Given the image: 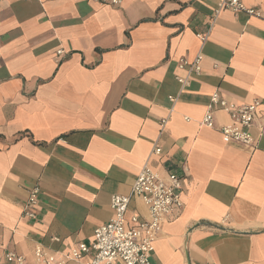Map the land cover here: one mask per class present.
I'll return each mask as SVG.
<instances>
[{
  "label": "crops",
  "instance_id": "crops-1",
  "mask_svg": "<svg viewBox=\"0 0 264 264\" xmlns=\"http://www.w3.org/2000/svg\"><path fill=\"white\" fill-rule=\"evenodd\" d=\"M219 1L0 0L1 252L36 264L38 244L89 242L144 165L165 175L186 162L184 205L162 225L153 264H264V0H242L258 15H215ZM199 52L202 71L181 92L178 62ZM217 89L262 100L255 151L223 141L224 112L201 125ZM35 184L32 220L22 209ZM132 214H148L139 198Z\"/></svg>",
  "mask_w": 264,
  "mask_h": 264
},
{
  "label": "built area",
  "instance_id": "built-area-1",
  "mask_svg": "<svg viewBox=\"0 0 264 264\" xmlns=\"http://www.w3.org/2000/svg\"><path fill=\"white\" fill-rule=\"evenodd\" d=\"M102 5L119 6L122 0H95ZM230 9L234 12L244 11L249 15H258L254 7H248L242 0H220L215 10L218 15L222 10ZM202 44L207 40L208 32L198 34ZM59 50L58 53H61ZM201 52L189 60L181 58L178 68L185 71L177 76L181 92L190 85L194 76L202 71ZM180 95L169 96L174 104ZM263 102L254 99L245 104H238L227 99L220 90L209 96L207 110L201 119V125L216 128V114L221 111L228 115L229 122L218 126L223 141L228 144H238L250 151L258 147V138L253 130L256 128L259 109ZM188 119V118H187ZM167 119L160 122L161 130ZM260 132L264 130V122L258 126ZM162 149L155 146L153 154L159 155ZM182 172L168 169L165 175L146 164L135 177L129 194H114L111 197L112 217L103 225L95 228L93 238L89 242L80 241L69 246L66 251H55L38 244L34 248L36 264H153L155 242L162 225L169 216L175 215L183 208L182 192L184 178L188 174L187 163L181 164ZM41 188L33 185L28 191L27 200L22 209V216L35 220ZM134 198H139L147 207L148 214L141 217L132 214L128 217V210ZM55 241H60L54 237ZM25 257L12 251H0V264L17 262L24 264Z\"/></svg>",
  "mask_w": 264,
  "mask_h": 264
}]
</instances>
